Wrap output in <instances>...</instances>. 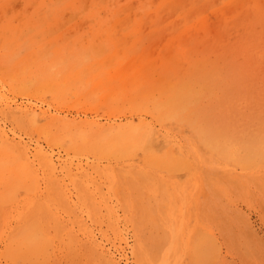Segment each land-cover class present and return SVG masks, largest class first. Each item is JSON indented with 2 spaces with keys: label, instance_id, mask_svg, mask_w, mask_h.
<instances>
[{
  "label": "rangeland",
  "instance_id": "rangeland-1",
  "mask_svg": "<svg viewBox=\"0 0 264 264\" xmlns=\"http://www.w3.org/2000/svg\"><path fill=\"white\" fill-rule=\"evenodd\" d=\"M244 1L0 0V128L26 146L29 160L42 149L56 164L50 183L34 161L43 180L37 195L21 190L0 203V264H106L107 255L117 264H264V153L254 152L264 141V0H256L259 13ZM140 66L148 74L141 88ZM160 80L190 93L180 117L144 109L163 98ZM20 105L39 113L37 121L14 114ZM139 121L159 147L182 146L177 163L153 166L141 148L103 149L99 131ZM80 170L95 210L76 199ZM48 188L74 192L85 215L49 202L62 230L44 227L51 244L38 260L17 254Z\"/></svg>",
  "mask_w": 264,
  "mask_h": 264
},
{
  "label": "bare ground",
  "instance_id": "bare-ground-1",
  "mask_svg": "<svg viewBox=\"0 0 264 264\" xmlns=\"http://www.w3.org/2000/svg\"><path fill=\"white\" fill-rule=\"evenodd\" d=\"M233 1V0H232ZM249 1V0H248ZM247 1V2H248ZM246 3V0L244 1ZM244 3V4H245ZM252 4L251 7L254 8V11H256L257 13H259V8L257 7V1L256 0H253L251 2ZM264 3V2H263ZM262 3V5H264ZM243 4V3H242ZM240 4V5H242ZM243 4V5H244ZM233 5V4H232ZM231 6V5H229ZM242 7V6H241ZM240 7V8H241ZM243 11V10H242ZM246 12V11H245ZM249 12V11H248ZM217 13V12H216ZM243 12H241L242 14ZM215 14V13H214ZM247 14V13H246ZM251 14V13H250ZM248 15V14H247ZM222 16V15H221ZM246 16V15H245ZM251 16V15H250ZM131 17V15H130ZM129 17V18H130ZM242 17V15L240 16ZM248 16H246V19H247ZM253 17V16H252ZM244 18V16H243ZM242 19V18H241ZM239 19V20H241ZM202 20V19H201ZM208 20V19H207ZM245 20V19H243ZM262 20V19H260ZM253 21V20H252ZM263 21V20H262ZM261 21V22H262ZM231 22V21H230ZM228 22V23H230ZM237 22V21H236ZM246 22V20L244 21ZM260 22V23H261ZM264 22V21H263ZM26 24V22H24ZM22 23V25L24 24ZM198 23V22H197ZM201 23V22H200ZM136 24V23H135ZM134 24V26H135ZM232 24H233V21H232ZM238 24V22H237ZM48 25V24H47ZM197 25V24H196ZM234 25V24H233ZM260 24H258L257 26H259ZM263 25V23L261 24V26ZM235 26V25H234ZM239 26V25H238ZM237 27V26H236ZM264 27V26H263ZM257 28V27H256ZM208 29V28H207ZM242 29V28H241ZM173 31V30H172ZM175 32V31H173ZM218 35V31H216ZM263 32V31H262ZM220 35H221V32H219ZM241 33V32H240ZM239 33V34H240ZM182 34V33H181ZM199 34V33H198ZM238 34V33H237ZM252 34V33H251ZM264 34V33H263ZM184 36V35H183ZM223 36V34H222ZM221 36V37H222ZM238 36V35H237ZM262 36V35H261ZM217 39H220L218 38V36H215ZM236 37V36H234ZM248 37V36H246ZM225 38V37H224ZM232 38H233V35H232ZM238 38V37H237ZM243 38V37H242ZM186 38H184L183 40L185 41ZM234 39V38H233ZM247 39V38H246ZM262 39V38H261ZM181 40V39H180ZM221 40V39H220ZM224 40V39H222ZM183 41V43H184ZM209 41V40H208ZM5 42V41H4ZM205 42V40H204ZM245 42V41H244ZM261 42V41H260ZM243 43V42H242ZM235 44V43H233ZM239 45V44H238ZM242 45V44H241ZM254 46V45H253ZM227 47H230L227 45ZM252 47V46H251ZM199 48V47H198ZM200 48L202 49L201 45H200ZM225 48V47H224ZM244 48H246L244 46ZM248 48V47H247ZM257 48V47H256ZM212 49V48H211ZM223 49V48H222ZM230 49V48H229ZM258 49V48H257ZM214 50V49H213ZM226 50V49H225ZM231 50V49H230ZM234 50V49H233ZM232 50V51H233ZM238 50V49H237ZM244 50V49H242ZM249 50V49H248ZM235 51V50H234ZM255 51V50H254ZM248 55V54H247ZM250 58V57H249ZM248 59V58H247ZM251 59V58H250ZM249 59V60H250ZM248 60V61H249ZM142 68V70L144 71L145 68H143L142 66H140ZM203 68H205V66H201ZM199 67V70L201 71V68ZM198 68V67H197ZM168 69L171 71V67L168 66ZM207 73L206 71H203L202 74H205ZM148 74L144 71V73L142 74V77L140 79V88L142 86V84L147 80V77ZM155 77V76H154ZM256 79V78H255ZM254 81V80H253ZM160 82H162V88H161V91H160V94L162 93L161 97L163 98H158V99H153L151 101H149V103L147 101H145V106H144V109L148 110V107H149V110L151 111V115L154 117H160V116H163V119L164 120H167L169 118H178L181 116V114L179 112L183 111V112H186V99L188 96H190V93L186 91V88H179V86H177L175 83L173 82H164L163 80H160ZM262 82V81H261ZM258 83V82H257ZM59 86V85H58ZM57 86V87H58ZM56 87V88H57ZM137 89L136 91H139L140 90ZM57 89H60L61 91L64 90V88H57ZM247 100V99H246ZM8 104V103H7ZM5 106V105H4ZM3 106V107H4ZM8 108V107H7ZM3 109V108H2ZM12 112L14 114H18V115H21V116H24V117H27L30 121L32 122H36L37 119H38V114H36L35 110H33L31 107H27V106H15L14 108L11 109ZM6 114V113H5ZM183 114V113H182ZM40 115H45L44 112L40 113ZM42 118V117H41ZM40 119V118H39ZM240 122V121H239ZM95 126V125H94ZM93 126L91 125L90 127V130H93L92 128ZM99 127V126H98ZM98 127L96 126L97 130H98ZM100 128V127H99ZM164 129V128H163ZM165 132H168L165 131ZM170 132V131H169ZM100 133V136H99V139H100V142L102 143L103 145V149L104 150H111L114 148L115 149H120L122 150V148H127L128 150H136L138 148H141L142 151L145 152V159H146V162L153 165V166H168L172 163H177L179 161V158L177 155H182L183 154V149H182V146L179 145L177 147H175L173 150H170L172 149V147L170 146H167L166 144H162L160 147H159V143H157L155 140H157V138L155 137V132L153 134L152 130L146 125L144 124V122H137V123H131L130 125L129 124H126V125H115V126H110L108 127L107 129H104V131H99ZM13 135V134H12ZM159 135V134H158ZM16 137V136H15ZM83 141L86 140V136L84 134H81L79 136ZM19 138V137H18ZM17 138V140H18ZM182 138V137H181ZM21 139V138H20ZM155 139V140H154ZM162 139V138H161ZM164 139V138H163ZM186 139V138H185ZM81 140V141H82ZM169 140V139H168ZM183 140V139H182ZM109 141H112L113 144H110L109 145ZM21 142V141H20ZM20 142L18 141H14V137H9V135L3 130L0 128V184H2V187L4 189V193H3V199H0V203H4L3 200L5 201L4 198L8 199V200H14L15 196H16V193L21 191V190H24L25 192H28L29 194L30 193H34L32 195H37L36 193H38L40 191V183L43 181L40 182V180L37 178V175L35 173V171L37 170V168L34 166V161H38L37 165L40 166V168L43 169V172L47 174V179L50 180V183H55V172H56V164L53 162L52 158L50 155H48L46 152H44L42 149H36L34 151V153L32 154L31 157H33L32 160H29V157L27 156L28 152H27V149H26V146L22 145ZM165 143V141L163 142ZM157 144V145H156ZM194 146V145H193ZM196 147V146H195ZM28 148V147H27ZM191 149V148H190ZM186 150V149H185ZM198 150V149H197ZM231 150V151H230ZM192 151V150H191ZM173 154H172V153ZM199 152V151H198ZM230 154L236 156V155H239L240 153L237 152V148H230L229 147V151H228ZM254 152L255 153H264V141H260L258 143V145L256 147H254ZM158 153H162V155H158ZM30 154V153H29ZM28 154V155H29ZM199 155V154H198ZM209 155V154H208ZM187 157V156H186ZM164 158V159H163ZM249 159V158H248ZM191 160V159H190ZM189 162V160H187ZM142 162V161H141ZM61 163V162H60ZM136 163V162H135ZM190 163V162H189ZM202 163V162H201ZM65 164V163H64ZM139 163H137L136 165H138ZM143 164V163H142ZM120 165V164H119ZM124 165V164H122ZM134 165V166H136ZM195 165V164H194ZM66 166V165H65ZM139 166V165H138ZM187 166H189L187 164ZM33 167H35V171L33 170ZM68 167V166H67ZM121 167V166H120ZM127 166H125V169H126ZM133 167V166H132ZM209 167V166H208ZM227 169H229L227 166H225ZM60 168V167H59ZM66 168V167H65ZM64 168V169H65ZM138 168V167H137ZM222 168V167H220ZM113 169V168H112ZM120 169V168H119ZM144 169V167H143ZM142 169V170H143ZM147 169V168H146ZM202 169V168H201ZM233 169V168H232ZM231 169V170H232ZM79 170V168L77 169ZM220 170V169H219ZM235 170V169H234ZM239 170V169H238ZM60 171V170H58ZM81 171V170H80ZM107 171V170H106ZM113 171V170H112ZM111 171V172H112ZM138 171V170H137ZM156 171V170H155ZM195 171V170H194ZM193 171V172H194ZM146 172V171H145ZM234 172V171H233ZM239 172V171H238ZM245 172V171H244ZM264 172V171H263ZM81 178H80V181L82 182V184L84 186L80 187L77 192V196H76V199L77 200H80L81 204L84 205L85 203L88 204L89 208L94 209V206H93V203L94 202V199H96V197H94V195L92 196L90 193H83V190L84 189H87L88 188V185H89V181L87 180V173H85V171H81ZM125 174V172H123ZM147 173V172H146ZM155 173V172H154ZM185 173V172H184ZM203 173V172H202ZM38 174V173H37ZM42 174V172H41ZM78 174V173H77ZM115 174V173H114ZM130 174V173H129ZM145 174V173H144ZM153 174V172L151 173V175ZM181 174V173H179ZM254 174V173H253ZM58 175V173H57ZM61 175H64L61 173ZM60 175V176H61ZM109 175V174H108ZM111 175V174H110ZM113 175V174H112ZM128 175V174H127ZM143 175V174H142ZM147 175V174H146ZM155 175V174H153ZM157 175V174H156ZM164 175V173L162 174ZM184 175V174H183ZM201 175V174H200ZM203 175V174H202ZM236 175V174H235ZM234 175V176H235ZM41 176V175H40ZM73 176V174H72ZM116 176V175H115ZM118 176V175H117ZM130 176V175H129ZM132 176V175H131ZM145 176V175H143ZM161 176V175H160ZM196 176V175H195ZM194 176V177H195ZM199 176V175H198ZM226 176V175H225ZM64 177V176H63ZM78 177V176H77ZM87 177V178H86ZM133 177V176H132ZM136 177V176H135ZM146 177V176H145ZM150 177V176H148ZM153 177V176H152ZM163 177V176H162ZM200 177V176H199ZM198 177V178H199ZM236 177V176H235ZM73 178V177H72ZM196 178V177H195ZM203 178V177H202ZM59 180V178H57ZM62 179V178H61ZM179 179V178H178ZM193 179V178H192ZM110 180H112L110 178ZM137 180V178H136ZM140 180V179H139ZM138 180V181H139ZM187 180V179H186ZM96 181V180H95ZM120 181V180H119ZM159 181V180H158ZM194 181V180H193ZM73 182V181H72ZM161 182V181H160ZM170 182V181H168ZM66 183V182H64ZM97 183V182H96ZM114 183V182H113ZM118 183V182H117ZM159 183V182H158ZM178 183V182H177ZM194 183V182H193ZM200 183V181L198 182ZM67 184V183H66ZM65 184V185H66ZM71 184V182H70ZM94 184V183H93ZM147 184V183H145ZM156 184V183H155ZM150 185V183H149ZM153 185V184H151ZM162 185H165L166 184H162ZM194 185V184H193ZM200 185V184H199ZM198 185V186H199ZM74 186V185H73ZM155 186V185H154ZM158 186V184H157ZM170 186V185H168ZM182 186V184H181ZM78 187V186H77ZM180 187V186H179ZM43 188V187H42ZM69 188V187H68ZM75 188V187H74ZM148 188V187H147ZM150 188V187H149ZM155 188V187H154ZM160 188V187H159ZM182 188V187H181ZM201 188V186H200ZM97 189V188H96ZM101 189V188H100ZM143 189V187H142ZM145 189V188H144ZM168 189V188H167ZM188 189V187H187ZM192 189V188H191ZM42 190V189H41ZM49 192H48V200L47 201H41L38 202L36 205H35V215L33 217H35L34 221L31 222L28 227H27V232L26 234L23 236L22 240H21V243L17 244L16 243V246L13 250H15V252L17 254H20V255H23L25 257H28V258H33V259H37L38 257H43L45 256L46 252L49 250V246H50V240L47 236V234L45 233V229L44 227L47 226V224H50V223H53L55 226L58 225V230H62L63 226L61 225L60 223V217L55 215V212H52V207L50 208V204L53 205L55 204L56 206L58 205V207H60V212L62 213H69L70 211L74 212V214H76V211L77 210L79 212V214H83L85 213L86 211L84 210L85 208L87 207H82L81 205H79L80 203L77 204H73V201L72 198H74L73 196V193L74 192H71L69 190H60V188L56 189V188H48ZM77 190V188H76ZM150 190V189H149ZM160 190V189H159ZM175 190V189H174ZM177 190V189H176ZM90 191H91V188H90ZM89 191V192H90ZM93 191V190H92ZM158 191V190H157ZM178 191V190H177ZM199 191V189H198ZM42 192V191H41ZM97 192V191H96ZM102 192V191H101ZM156 192V191H154ZM93 193V192H92ZM105 193V192H104ZM151 193V192H150ZM172 193V192H171ZM200 193V192H199ZM40 194V193H39ZM43 194V193H42ZM44 194H45V191H44ZM88 194V195H86ZM99 194V192H98ZM103 194V192H102ZM152 194V193H151ZM196 194V193H195ZM197 195V194H196ZM2 196V195H0ZM41 196V195H40ZM105 196V195H104ZM146 196V195H145ZM173 196V195H172ZM178 196V194L176 195ZM175 196V197H176ZM188 197V195H187ZM2 198V197H0ZM23 198V197H22ZM21 198V200H22ZM46 198V197H45ZM102 198V196H101ZM103 198H106V197H103ZM157 198V197H156ZM190 199V197H189ZM20 200V201H21ZM107 200V199H106ZM175 200V199H174ZM177 200V198H176ZM19 201V200H18ZM33 200L32 199H28L26 204L27 206L28 205H32V202ZM104 201V200H103ZM171 201V200H170ZM51 202V203H49ZM77 202V201H76ZM175 202V201H173ZM189 202V201H188ZM16 203V202H15ZM103 203V202H102ZM106 203V202H105ZM104 203V204H105ZM170 203V202H168ZM167 203V204H168ZM7 203L4 204V206L6 205ZM9 204V203H8ZM12 204V203H11ZM10 204V205H11ZM96 204V203H95ZM111 204V203H110ZM172 204V203H171ZM178 204V203H177ZM175 204V205H177ZM99 205V204H98ZM98 205L96 204L97 208H98ZM109 205V204H108ZM112 205V204H111ZM159 205V204H158ZM157 205V206H158ZM7 206V205H6ZM18 206V205H17ZM70 206H73L71 208V210H69V207ZM171 207V205H169ZM168 206V208H169ZM191 206V205H190ZM30 207V206H29ZM105 207V205H104ZM160 207V206H158ZM175 207V206H174ZM173 207V208H174ZM179 207V206H178ZM184 207V206H182ZM186 207V206H185ZM12 208V207H11ZM115 209V207H113ZM56 209V207H55ZM106 209V208H105ZM110 209V208H109ZM112 209V207H111ZM110 209V211H111ZM182 209V208H181ZM188 209V208H187ZM20 210V209H19ZM58 210V209H57ZM88 210V209H87ZM186 210V209H185ZM10 211V210H9ZM104 211V210H102ZM131 211V210H130ZM172 211V210H171ZM180 211V210H178ZM12 212V211H11ZM24 212V211H23ZM117 212V211H116ZM168 212H170L168 210ZM182 212V211H181ZM22 213V211H21ZM109 213V212H108ZM115 213V212H114ZM171 213V212H170ZM104 214V213H103ZM111 214V213H110ZM109 214V215H110ZM173 214V213H172ZM85 214H83L82 216H84ZM100 215V214H99ZM118 215V214H117ZM167 215V214H166ZM171 216V214H169ZM2 216V214H1ZM13 216V215H12ZM12 216H10L12 218ZM66 216V215H65ZM68 216V215H67ZM79 216V215H78ZM89 216V215H88ZM87 216V217H88ZM168 216V215H167ZM86 217V216H85ZM117 217V216H116ZM17 218V217H16ZM80 218V217H78ZM90 218V217H88ZM95 218V217H94ZM104 218V217H103ZM108 216H107V223H108ZM170 218V217H169ZM168 218V219H169ZM13 219V218H12ZM10 219V220H12ZM64 219V218H63ZM73 219V218H71ZM76 219V218H75ZM110 219H111V216H110ZM117 219V218H116ZM162 219V218H161ZM2 220V218H1ZM7 220V219H6ZM14 220V219H13ZM17 220V219H16ZM87 219L84 218L82 222V224H84V222L86 221ZM89 220V219H88ZM96 220V219H95ZM104 220V219H102ZM173 220V218H172ZM8 221V220H7ZM77 221V220H76ZM91 221V220H90ZM89 221V222H90ZM105 221V220H104ZM65 222V221H64ZM73 221L71 220V223ZM79 222V221H77ZM88 222V221H87ZM3 223V222H2ZM96 223V222H95ZM118 223V222H117ZM6 224V223H5ZM120 224V223H118ZM168 224V223H167ZM85 225V224H84ZM98 225V224H97ZM103 225V224H102ZM164 225V224H163ZM194 225V224H192ZM4 226V225H2ZM67 226V225H66ZM87 226V225H86ZM91 226V225H90ZM94 226V225H93ZM101 226V224H100ZM117 226V225H116ZM165 226V225H164ZM89 227V226H88ZM13 228V227H12ZM71 228V227H70ZM73 228V227H72ZM75 228V227H74ZM82 228V227H81ZM85 228V227H84ZM94 228V227H92ZM100 228V227H99ZM166 228V226H165ZM168 228V227H167ZM192 228V227H191ZM3 229V228H1ZM5 229V228H4ZM10 229V228H9ZM8 229V230H9ZM86 229V228H85ZM115 229V228H114ZM194 229V228H193ZM7 230V228H6ZM5 230V231H6ZM7 230V231H8ZM70 231V229H68ZM73 230V229H71ZM78 230V229H77ZM98 230V229H97ZM103 230V229H102ZM101 230V231H102ZM121 230V229H120ZM6 231V232H7ZM49 231V230H48ZM75 231V230H74ZM100 231V232H101ZM107 230H105L106 232ZM113 231V230H112ZM115 231V230H114ZM51 232V231H50ZM76 232V231H75ZM83 232V231H82ZM92 232V230H91ZM97 232V231H96ZM99 232V231H98ZM110 232V231H109ZM179 232V231H178ZM3 233V232H2ZM78 233V232H77ZM103 233V232H102ZM186 233V231H185ZM193 233V232H191ZM191 233H189L190 235H192ZM6 234V233H4ZM9 234V233H8ZM94 234V233H93ZM108 234V233H107ZM50 235V233H49ZM78 235V234H77ZM96 235V234H95ZM98 235V234H97ZM96 235V236H97ZM105 235V234H104ZM5 236V235H4ZM51 236V235H50ZM53 236V235H52ZM51 236V238H52ZM100 236V235H98ZM187 236V235H186ZM76 237V236H75ZM81 237V236H80ZM89 237V236H88ZM104 237V236H103ZM189 237V235H188ZM56 238V237H53V239ZM92 238V237H91ZM190 238V237H189ZM6 239V238H5ZM105 239V238H104ZM107 239V237H106ZM105 239V240H106ZM92 240V239H90ZM101 240V239H100ZM103 240V239H102ZM112 240V238H111ZM190 240V239H189ZM1 241V240H0ZM4 241V240H3ZM56 241V240H54ZM53 241V242H54ZM99 241V240H98ZM108 241V240H107ZM65 242V241H64ZM78 242V241H77ZM92 242V241H91ZM113 242V241H112ZM192 242V241H191ZM11 240L9 241V247L8 249H10L12 246H11ZM96 243V242H95ZM116 243V242H115ZM185 243V242H184ZM190 243V241H189ZM3 244V243H2ZM1 244V245H2ZM57 244V243H56ZM101 244V243H100ZM110 244V243H109ZM191 244V243H190ZM55 245V244H54ZM99 245V244H98ZM114 245V244H113ZM112 245V246H113ZM117 245V244H116ZM115 245V246H116ZM100 246V245H99ZM98 246V247H99ZM106 246V245H105ZM138 246V244H137ZM57 247V246H55ZM103 248V245L101 246ZM108 247V246H107ZM106 247V248H107ZM119 247V246H118ZM59 248V247H57ZM105 248V247H104ZM105 248V250H106ZM140 248V247H139ZM54 249V247H53ZM75 249V247L72 249V251ZM78 249V248H77ZM115 248H113L114 250ZM55 250V249H54ZM104 250V249H103ZM104 250V251H105ZM111 250V248L109 249ZM66 251V250H65ZM80 251V250H78ZM103 251V252H104ZM107 251V250H106ZM118 251V250H116ZM121 251V249H120ZM9 252H11L9 250ZM54 252V251H52ZM58 252V251H57ZM102 252V251H101ZM110 252V251H109ZM109 252H107L109 254ZM56 253V251H55ZM53 255V253H51ZM68 254V253H67ZM66 254V255H67ZM73 254V253H72ZM80 254V253H79ZM82 254H84L82 252ZM81 254V257L84 258ZM57 255V254H56ZM65 256V254H63ZM71 255V254H70ZM69 256V255H68ZM79 256V255H78ZM146 256V255H145ZM77 257V255H76ZM105 257V262L106 264H117V261L115 262L114 259H113V255H107V256H104ZM121 257V256H120ZM51 258V257H50ZM71 258V257H70ZM73 258V256H72ZM81 259V258H80ZM38 260V259H37ZM54 260V259H53ZM119 260V259H118ZM7 261V260H6ZM50 261V260H49ZM144 262V260H143ZM97 263V262H95ZM94 263V264H95ZM149 263V262H148Z\"/></svg>",
  "mask_w": 264,
  "mask_h": 264
}]
</instances>
